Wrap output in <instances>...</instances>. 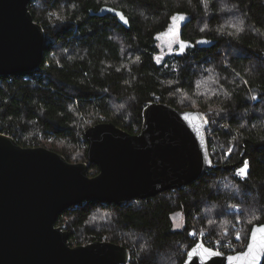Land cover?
<instances>
[{
    "label": "trees",
    "instance_id": "trees-1",
    "mask_svg": "<svg viewBox=\"0 0 264 264\" xmlns=\"http://www.w3.org/2000/svg\"><path fill=\"white\" fill-rule=\"evenodd\" d=\"M102 8L122 12L129 27L90 16ZM28 10L45 33L43 61L35 74L0 78L1 135L72 164L54 144L86 147L84 133L100 124L138 135L148 104L204 115L210 109L212 163L235 167L123 208L87 202L70 209L56 227L69 234L71 248L110 243L130 252V264H184L194 246L189 232L231 241L239 222L237 253L243 252L252 228L264 224V0H33ZM177 13L186 17L179 41L214 45L157 60L158 38ZM208 72L222 92L206 103L195 91ZM246 162L247 176L236 179ZM88 174L98 170L90 166ZM177 214L179 232L172 224Z\"/></svg>",
    "mask_w": 264,
    "mask_h": 264
},
{
    "label": "water",
    "instance_id": "water-1",
    "mask_svg": "<svg viewBox=\"0 0 264 264\" xmlns=\"http://www.w3.org/2000/svg\"><path fill=\"white\" fill-rule=\"evenodd\" d=\"M32 1L0 0V78L40 69L45 33L29 13ZM107 9L90 16H112L123 28L129 27ZM179 42L177 56L195 46L214 45L196 42L180 51ZM208 125L201 113L148 104L138 135L112 124L88 129L83 135L87 164H69L43 148L23 149L0 134V264H130V252L122 246L96 242L71 248L69 234L56 227L60 216L87 202L123 208L186 189L207 173L233 171L235 167L213 165ZM90 166L98 170L97 176H89ZM228 257L201 249L197 255L187 254L185 261L230 264ZM263 262L264 253L258 264Z\"/></svg>",
    "mask_w": 264,
    "mask_h": 264
},
{
    "label": "rangeland",
    "instance_id": "rangeland-1",
    "mask_svg": "<svg viewBox=\"0 0 264 264\" xmlns=\"http://www.w3.org/2000/svg\"><path fill=\"white\" fill-rule=\"evenodd\" d=\"M185 22H186V17L184 20L177 22L176 29H175L176 34L173 35L170 32V29L172 28V21H171L170 26L166 30V32L159 36L158 41H157V47H158L159 56H160L159 60L165 59V58L170 57V56L177 55V53H178V47H177L178 38H179L180 30L184 26ZM211 76H213V73L208 72L209 78L208 79H202L198 83V86H197L196 91H195V99L196 100H198L200 98L201 99V100H199L200 102L204 101L206 103H209V101H212L214 97L215 98L218 97L219 93L222 92V89L220 87L221 84L218 81L217 82L213 81ZM210 78H211V80L208 81ZM190 102L192 103V106H193L192 109L197 110V107L195 105L196 102L193 99H191ZM251 102L253 104L258 103V98L256 95H252ZM206 109H207V107H206ZM213 112H215V111H213ZM213 112H212V110L210 111V109L206 110L207 114H205V115L203 114L204 117L206 118V120L209 117L213 119L216 116L213 114ZM87 122H89V121H84V124ZM87 124L90 125L91 123L89 122ZM34 137H36V136H33V138ZM36 138H39V140L41 139L40 136H38ZM48 145H49V141H48V143L46 142V144L45 143L43 144L44 147H47ZM53 147L58 149V150L63 151L68 156V158H70L72 164H83L84 163V162H82V160H83V154L82 153H83V150H86V147L84 145L78 146V148L75 149V148L67 146L66 144H59L58 143V144H54ZM85 156H86V153H85ZM86 164H87V162H86ZM231 211H233V210H231ZM231 211H228V212H231ZM172 224H173V230L174 231H177V232L182 231L183 217L180 214L173 216L172 217ZM241 231H242V228L240 230V233H241ZM241 238H242V236L240 235V240H241Z\"/></svg>",
    "mask_w": 264,
    "mask_h": 264
},
{
    "label": "snow or ice",
    "instance_id": "snow-or-ice-1",
    "mask_svg": "<svg viewBox=\"0 0 264 264\" xmlns=\"http://www.w3.org/2000/svg\"><path fill=\"white\" fill-rule=\"evenodd\" d=\"M108 11L115 12L116 16L119 17V19L123 23H127L128 20L124 16L122 12L116 11L115 9H107ZM185 19V16L183 14L177 13L170 17V20L172 21V28L170 29V32L175 35V29L178 21H182ZM198 43H207V41H198ZM188 46V42L180 41L179 47L180 51H183ZM159 60V58H157ZM188 114H185V118H187ZM199 118V117H198ZM206 122V121H202ZM236 175L240 176L241 178H245L247 176V162L245 165L237 170ZM189 235L195 236V231L189 232ZM201 236L204 235L203 231L200 233ZM236 239H240V234L236 233ZM217 243H220V241H217ZM203 250V252L207 255H219L220 253L214 252L212 249H209L205 247V245L201 243H196L192 250L188 253V256H194L199 254L200 250ZM264 253V224L254 226L251 230V234L249 237V242L247 244V248L245 251L239 253L236 256H230L228 257V260L230 264H235L236 261H243L246 262V264H258V261L260 260L261 254ZM185 264H188L187 260L185 261Z\"/></svg>",
    "mask_w": 264,
    "mask_h": 264
},
{
    "label": "built area",
    "instance_id": "built-area-1",
    "mask_svg": "<svg viewBox=\"0 0 264 264\" xmlns=\"http://www.w3.org/2000/svg\"><path fill=\"white\" fill-rule=\"evenodd\" d=\"M237 170L234 172L233 176L238 180L244 181V178H241L240 176L236 175ZM239 232H240V223L237 222L235 226L232 228V233L234 235L231 241H220V243H217V241H212L209 238L208 233H204L203 236H201L200 233H196L195 236L190 235V238L194 245L196 243L202 242L205 245V247L212 249L214 252H218L224 256H233L237 254V248L240 244V239H236V233Z\"/></svg>",
    "mask_w": 264,
    "mask_h": 264
}]
</instances>
